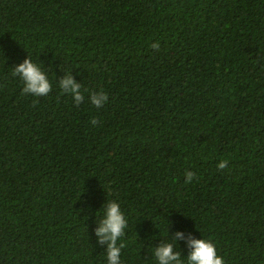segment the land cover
<instances>
[{
  "label": "trees",
  "instance_id": "obj_1",
  "mask_svg": "<svg viewBox=\"0 0 264 264\" xmlns=\"http://www.w3.org/2000/svg\"><path fill=\"white\" fill-rule=\"evenodd\" d=\"M28 57L47 96L12 75ZM110 201L121 264L176 232L264 264V0H0V264H108Z\"/></svg>",
  "mask_w": 264,
  "mask_h": 264
},
{
  "label": "clouds",
  "instance_id": "obj_2",
  "mask_svg": "<svg viewBox=\"0 0 264 264\" xmlns=\"http://www.w3.org/2000/svg\"><path fill=\"white\" fill-rule=\"evenodd\" d=\"M152 47L158 50L159 44H153ZM12 70V75L19 77L24 84L22 94L43 97L52 92V84L46 72L29 57ZM59 87L63 93L70 94L73 97L77 107L85 102V96L81 90L82 84L75 80L72 73L59 79ZM108 100V95L102 90L99 92L93 91L89 96L90 103L96 109L102 108ZM37 103L38 101H34L33 107ZM90 123L96 125L98 120L93 118ZM228 163L227 160H222L218 164V168L223 170L228 166ZM185 176L186 183H191L196 174L192 171H186ZM103 208L104 217L99 220V227L95 230L98 237L97 243L100 246L106 245L108 264H121V252L125 245L119 243V241L125 235L128 221L116 201L107 202L103 205ZM180 241H185L189 249L186 258H182V253L176 250V242ZM153 256L156 264H225L212 240L197 239L191 233L186 236L184 232H176L175 235H171L170 240H162L160 245L155 247Z\"/></svg>",
  "mask_w": 264,
  "mask_h": 264
}]
</instances>
